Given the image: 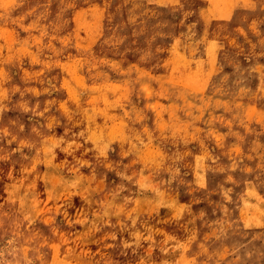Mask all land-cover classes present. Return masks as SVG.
Here are the masks:
<instances>
[{"label": "rangeland", "instance_id": "rangeland-1", "mask_svg": "<svg viewBox=\"0 0 264 264\" xmlns=\"http://www.w3.org/2000/svg\"><path fill=\"white\" fill-rule=\"evenodd\" d=\"M0 264H264V0H0Z\"/></svg>", "mask_w": 264, "mask_h": 264}]
</instances>
